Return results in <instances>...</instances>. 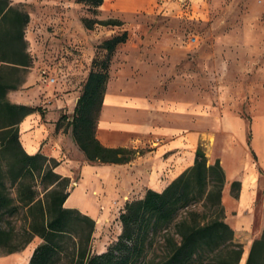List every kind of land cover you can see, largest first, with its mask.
<instances>
[{
  "label": "trees",
  "instance_id": "16d2710c",
  "mask_svg": "<svg viewBox=\"0 0 264 264\" xmlns=\"http://www.w3.org/2000/svg\"><path fill=\"white\" fill-rule=\"evenodd\" d=\"M78 1L96 7L103 3ZM29 21L24 7L0 0V254L22 250L38 236L42 241L29 264H239L243 244L235 240L233 228L225 221L222 204L225 173L219 160L208 162L202 147L196 151L194 164L163 191L148 189L143 197L127 201L119 214L122 230L117 240L101 253L92 251L96 221L77 208L64 206L71 181L56 172L59 161L40 152L28 153L20 140V123L40 107L15 103L7 96L24 83L33 63L26 39ZM82 21L88 29L97 23L120 24L116 19L83 17ZM126 39L124 32L104 41L108 58L102 70H90L67 122L90 162L125 163L139 152L105 146L96 136L110 57ZM66 119L60 116L58 129ZM15 185L17 198L10 192ZM20 209L25 212V224L17 230L5 216H14ZM19 237L22 240L17 242ZM245 264H264V229L254 239Z\"/></svg>",
  "mask_w": 264,
  "mask_h": 264
},
{
  "label": "crops",
  "instance_id": "0c3cea01",
  "mask_svg": "<svg viewBox=\"0 0 264 264\" xmlns=\"http://www.w3.org/2000/svg\"><path fill=\"white\" fill-rule=\"evenodd\" d=\"M11 2L29 12L28 27L34 24L35 28L30 36L36 35L40 25L52 27L47 28L43 41L45 57H35L36 66H48L51 74L66 70L63 64L73 61L74 72L82 73L70 78L71 85L59 87V93L49 91L50 97L45 101L37 96L36 87H29V80L7 94L12 102L40 107L20 123V140L28 153L40 152L59 161L56 172L71 181L64 206L90 215L97 227L100 215L118 209L119 217L127 201L143 197L148 189L163 191L194 164L196 151L202 147L208 162L219 160L225 173V221L233 228L235 240L251 247L264 229V97L258 98L251 91L247 112L237 108L238 100L231 103V89L226 85L220 88L217 107L193 99L152 101L117 88L111 75L96 136L105 146L135 148L139 152L125 163L90 162L75 142L71 128L58 129L57 121L61 108L71 106L68 113L73 114L79 98L76 84H84L91 70L86 67L93 59L94 43L83 38L88 37L87 30L91 29L84 27L75 0H50L49 5L43 4L38 24L33 11L40 2ZM82 49L90 53L86 64L78 59L69 62L71 58L66 53ZM46 101L49 103L45 104ZM35 239V244L32 240L22 250L0 254V264H29L42 241L38 236Z\"/></svg>",
  "mask_w": 264,
  "mask_h": 264
},
{
  "label": "rangeland",
  "instance_id": "374dc122",
  "mask_svg": "<svg viewBox=\"0 0 264 264\" xmlns=\"http://www.w3.org/2000/svg\"><path fill=\"white\" fill-rule=\"evenodd\" d=\"M35 1L40 2L33 11L38 24L43 7L49 5L50 0ZM75 1L81 18L116 19L120 23H97L87 30L88 37L83 35L84 39L93 40L95 50L86 70H102L108 58L104 41L127 33V39L118 44L111 55L108 67L109 78L113 75L117 88L152 101L193 99L217 107L220 88L226 85L231 89V103L238 100L237 108L243 112L250 109V93L264 97V0H103L97 7ZM33 27L34 24L26 28L33 63L25 73L24 83L29 80V87H36L37 96L45 101L50 97L47 96L49 91L59 93V87L71 85V77L82 75L74 72L71 60L86 64L90 53L85 49L67 52L71 64H63L66 70L49 73L55 77V82L46 81L42 71H48V66H36L34 61L35 57L36 60L45 57L43 41L47 28L52 27L40 25L36 35L30 36L31 31H35ZM81 84L83 87V82ZM81 84H76L79 96ZM71 108L60 109V116H67L61 121L64 130L73 115L68 113ZM70 186L71 183L68 190ZM37 187L40 193L42 185L38 183ZM10 192L17 198L18 186L10 188ZM24 213L20 209L14 216L6 215L5 220L12 219L17 230H21L25 224ZM98 219L92 241V251L96 253L113 244L122 230L118 209ZM21 240L19 237L16 241ZM243 250L239 264L246 263L250 247L243 245Z\"/></svg>",
  "mask_w": 264,
  "mask_h": 264
},
{
  "label": "built area",
  "instance_id": "2783aa9c",
  "mask_svg": "<svg viewBox=\"0 0 264 264\" xmlns=\"http://www.w3.org/2000/svg\"><path fill=\"white\" fill-rule=\"evenodd\" d=\"M42 75H43V77L46 78V81L55 82V80H56L55 77L51 76L46 69L42 71Z\"/></svg>",
  "mask_w": 264,
  "mask_h": 264
}]
</instances>
